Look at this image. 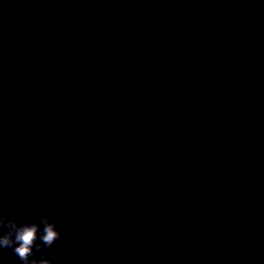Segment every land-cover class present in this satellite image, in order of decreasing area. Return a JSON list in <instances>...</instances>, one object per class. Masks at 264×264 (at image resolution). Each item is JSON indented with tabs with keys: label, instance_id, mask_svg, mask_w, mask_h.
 I'll use <instances>...</instances> for the list:
<instances>
[{
	"label": "clouds",
	"instance_id": "obj_1",
	"mask_svg": "<svg viewBox=\"0 0 264 264\" xmlns=\"http://www.w3.org/2000/svg\"><path fill=\"white\" fill-rule=\"evenodd\" d=\"M60 238L61 232L47 216L40 217L39 222L20 223L14 217L0 214V249H10L21 264H52L47 258L49 253L43 249H50ZM37 253H41L39 259Z\"/></svg>",
	"mask_w": 264,
	"mask_h": 264
}]
</instances>
